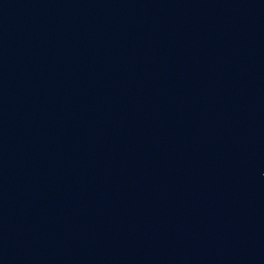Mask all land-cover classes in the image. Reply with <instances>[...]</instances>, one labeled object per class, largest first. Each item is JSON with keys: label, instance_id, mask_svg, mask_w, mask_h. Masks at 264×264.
I'll list each match as a JSON object with an SVG mask.
<instances>
[{"label": "water", "instance_id": "1", "mask_svg": "<svg viewBox=\"0 0 264 264\" xmlns=\"http://www.w3.org/2000/svg\"><path fill=\"white\" fill-rule=\"evenodd\" d=\"M0 264H264V0H0Z\"/></svg>", "mask_w": 264, "mask_h": 264}]
</instances>
